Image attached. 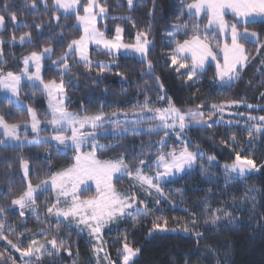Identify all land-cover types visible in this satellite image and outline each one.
I'll use <instances>...</instances> for the list:
<instances>
[{
	"label": "snow or ice",
	"instance_id": "6c2138e0",
	"mask_svg": "<svg viewBox=\"0 0 264 264\" xmlns=\"http://www.w3.org/2000/svg\"><path fill=\"white\" fill-rule=\"evenodd\" d=\"M37 3L44 4L45 8L48 7L47 0H30V9L36 10ZM178 3L181 10L180 17L187 15L191 23L174 25L172 31L165 29L164 35L168 39L169 46L175 45L168 57L170 67L174 68L178 76L186 74L185 82L192 84L200 80L214 64L215 73L212 79L216 82V86L232 87L242 78V72L253 59L245 45L255 43L257 52L264 50V41L260 39L261 33L249 28V25L253 24L264 26V0H178ZM127 4L129 10H132L136 6V0H127ZM81 5L83 14H81ZM52 7L60 14L51 18L56 21L55 26L61 27V15L65 19L74 15L75 23L65 24L63 27H70L80 35L69 40L62 54L55 59H52L55 49L51 45L24 55L21 61L22 67L18 72L5 71L8 62L4 58L3 48L0 47V103L7 102L20 109L26 107L27 113V118L16 122H9L5 118L6 115L12 114L11 111L0 114V146L12 149H22L25 146H49L44 149L46 152L44 158L48 161V167L42 171L50 175L46 179H40L36 184H33L29 178L31 171L29 161L21 158L20 167L23 170L22 179L26 181V188L12 198L11 205L12 210L18 207L21 217H24L26 212H30L39 219L41 214L40 205L37 204L39 195L46 192L53 193L52 202L50 204L45 202V218L56 219L55 232L52 238L48 239L47 230L39 229L38 234L45 237L44 241L31 239L26 247H21L23 234L17 235L16 242H13L4 234V230L8 227L6 221L0 219V241H6L4 249L0 251V264H17L15 253H19V264H42L45 256L58 258L62 251L72 256L71 245L60 238L62 223L69 229L74 227L78 236L86 234L96 264H135V258L140 254L141 248L134 247L128 242V229L126 228L115 241L121 243V247L116 250L118 257L116 260H113L107 251L108 242L103 238L105 229L110 231V225L129 218L132 221V228H137L142 220L152 213L147 198L155 192V205H160L161 197H164L161 185L188 174L197 166V161H203L205 158L208 167L201 162L199 169L201 175H206L216 157L206 155L200 150L199 145L195 146V150H190L191 140L185 135L186 131L193 126L211 129L222 124L231 128L238 124V121L231 119L226 121L225 112L231 107H238L246 102L225 99L210 105L178 107L173 98L167 95L161 77L154 75L153 61L149 58L154 44L149 38L152 31L151 24L145 29L138 30L133 42H125L124 27L117 23L109 37L108 25H104L103 28L98 27V20L132 21V17H109L107 6L101 4L100 0H87V3H83V0H52ZM155 10V0H153L152 8L147 13L149 19L154 16ZM6 15L10 17L14 26L20 25L16 12L9 11L6 2L0 14V30L4 28ZM202 21L206 22L202 25ZM132 26L135 28V21L132 22ZM35 28L37 38L43 36L42 25L36 24ZM53 34L58 35L59 42L63 44L65 39L63 32ZM181 34L185 38L177 39ZM18 42L21 46L27 44L36 47L31 32L22 33ZM4 43L5 41L0 39V45ZM7 43L16 44L17 37L13 35ZM90 45H95L97 51L112 59L107 63L93 60L89 52ZM120 55L135 58L139 63L146 65L140 76L150 78L145 82L146 85L154 78L158 91L157 102L167 101V105L154 106L151 95L145 89L144 100L141 102L137 99V103L128 111L91 113L84 110L83 105L80 112L71 111L68 107L70 97L67 89L72 84L70 77L72 69L75 67L78 71L79 66H82L87 75L96 69L97 74L93 83L99 84L113 66L119 67L116 59ZM69 57L73 58L72 63L69 62ZM45 60H51V65L59 73L58 78L45 80L42 75ZM261 64L264 65V61H261ZM257 70L264 73V68ZM116 75L120 76L122 81L131 83L122 73L117 72ZM65 76L70 78L65 80ZM25 85L33 89V95L39 92L46 98L44 119H41V114L36 108L23 104L21 94ZM139 95L138 92L137 96ZM260 98L264 99V92L260 93ZM204 107L210 110L205 113ZM246 107L264 111V106L261 105L246 104ZM229 115L241 114L229 113ZM247 121L248 123L242 127L247 130L249 144L241 145L240 151L235 152V158L221 165L226 186L243 182L250 174L259 171L254 159L242 155V152L252 144L254 134L257 136L264 134V115L256 117L249 114ZM108 124L113 126L110 132L105 130ZM122 124L133 126L122 127ZM140 125L147 126L141 128ZM29 128L31 136H29ZM49 132L48 135H42ZM160 132H163V135L159 140H149L147 144L142 142L139 152H135V149L130 152L125 148L117 155L101 158L104 152L120 145L101 143L99 137L112 136L121 139L129 135L151 136ZM173 136L175 139L170 146L168 141ZM221 143L234 148L235 134L229 140H222ZM49 148L63 155L72 152L73 162L67 167L52 171V162L48 159L51 156ZM153 156L155 159H152ZM11 167L12 165L9 164V168ZM145 169H154V171L148 173ZM125 177L131 181L127 192L116 187V184ZM92 184L95 185L94 193L85 196L84 193L90 191ZM256 191L255 187L248 188L240 198L241 202L255 200L256 197L252 193ZM141 192L144 193V199L140 198ZM201 203L204 206L205 227L211 226L219 231L235 224L237 218L232 216L231 211L224 207L211 208L208 200H203ZM8 210V205L0 206V214ZM199 219L200 217L193 213L189 221L182 225L178 222L176 227L172 228L169 227L166 216H154L151 227L147 229V237L157 233L182 230L184 233H194L199 240L203 237L202 232L196 231ZM14 232L13 229L9 234ZM224 243L228 245L227 250L230 251L231 244L228 241ZM209 249L216 252L211 246ZM76 255L77 257L79 255L78 249ZM72 264H77V260L73 259ZM217 264H224V261L218 259Z\"/></svg>",
	"mask_w": 264,
	"mask_h": 264
},
{
	"label": "trees",
	"instance_id": "16d2710c",
	"mask_svg": "<svg viewBox=\"0 0 264 264\" xmlns=\"http://www.w3.org/2000/svg\"><path fill=\"white\" fill-rule=\"evenodd\" d=\"M9 5V11H15L20 25L14 26L10 17L6 15L3 30H0V39L5 41L0 47L3 48L4 58L8 64L5 71H19L22 67V58L31 51H39L41 48L51 45L55 49L52 59L61 55L67 46V42L71 39L78 38L80 33L73 31L70 27L64 28L63 25H71L75 23V16L72 15L65 19L61 15L60 25L56 27V21L51 19L54 15H60L55 12L52 7V0H47L48 7L44 4L37 3L36 10L29 7L30 0H0V14H2L3 5ZM87 3V0H83ZM100 3L108 8V15L111 16H131L132 21H113L111 19L98 23V27L103 28L108 25L109 37L115 29V25L119 23L121 27L126 29L124 34L125 42H133L135 34L140 29H145L151 24L152 31L150 39L154 41L149 58L153 61L154 75H159L167 91V95L171 96L178 107L195 106L198 104L210 105L225 99L244 100L246 103L264 106V99L260 98V93L264 92V73L258 71V68H264L261 61H264V50L257 52L255 43H247L245 46L249 54L253 57L246 69L242 72V78L233 84L232 87H218L212 77L215 73L214 65L195 83L188 84L185 82L186 74L178 76L174 68L170 67L168 59L171 47L168 39L165 37V29L172 31L174 25H183L185 22L191 23L187 15L180 17V7L178 0H155V14L149 19L147 13L152 8L153 0H137L136 6L129 10L126 0H100ZM81 14L82 5H81ZM51 20V23H50ZM135 21V28L132 22ZM206 21H202L203 23ZM36 24H41L44 30L43 36L37 38ZM250 30L261 33L260 39L264 41V26L260 24L249 25ZM24 32H31L36 47L27 44L21 46L18 38ZM63 32L64 42H59V34ZM17 37V43L10 45L7 43L11 37ZM183 34L177 39L183 40ZM90 55L93 60L108 62L111 57L105 56L96 49H90ZM73 58L69 57L72 63ZM167 61V62H166ZM43 76L45 80L59 76V73L51 65V60L44 61ZM116 64L107 72L102 82L94 84L96 77V69H93L90 75L85 74L82 66L79 70L74 67L70 74L72 84L68 87V95L70 101L68 107L71 111L80 112L81 106L88 112L95 113L103 111L111 113L114 111H128L139 101L144 100L143 91L146 89L151 95L154 106L163 107L167 105V101L163 103L157 102L158 91L155 87L154 78L150 84L146 85V81L150 78L141 77L140 73L146 65L138 62L132 57L118 56ZM122 73L128 77L131 83L122 81L121 77L116 73ZM65 76V80L70 78ZM107 89V92H105ZM140 93L139 97L137 96ZM21 100L27 105H31L41 114L47 107L46 98L39 92L33 95V89L24 86L22 89ZM208 107H204L203 111L207 113ZM236 111H250L257 115H264V111L260 109L248 110L241 107H235ZM11 111V115H6L9 122H16L22 118H27L26 107L24 109L17 108L13 104L7 102L0 103V114ZM235 134L236 144L226 146L221 143L222 140H229ZM163 132L154 135H137L127 136L121 139L115 137H105L104 144L120 145V147H112L104 152L101 158L110 157L119 154L125 148L140 151L141 143L147 144L149 140L157 141ZM186 136L190 138V148L199 145L206 155H214L216 157L213 166L209 168L206 175H201L199 164L202 162L208 167L207 159L199 161L198 166L188 174L178 179L172 180L167 184H162V189L167 199L161 200L160 205H155V199L149 200V208L152 213L135 229L132 228L131 218L120 221L116 230L105 233L104 240L108 242L107 251L113 260L118 259L116 250L121 247V243L112 242L113 236H121L125 229L129 231L128 242L134 247H140L141 252L135 258V264H217V260L224 261V264H264V134L253 136V142L242 152V155L250 156L257 164L259 171L250 174L243 182L231 183L225 185L223 169L221 165L225 162H231L235 158V152L240 151L241 145H248L249 138L247 130L239 125L228 128L226 125H220L211 129H201L193 126L186 131ZM175 137L168 141L171 146ZM49 146H25L22 149H12L0 147V206H11V200L19 195L26 188V181L22 179V169L20 167L21 158L29 161L30 176L33 184L39 182L40 179H46L50 173H45L42 169L48 167V161L45 160V148ZM51 156L48 157L52 162V171L59 168L67 167L72 161V152L67 155L57 153L54 149L49 148ZM130 159V157H129ZM152 159H155L153 156ZM9 164L12 165L9 168ZM152 169H145L149 172ZM130 181L125 177L117 184L120 190L125 191ZM125 184V185H124ZM122 185L124 187L122 188ZM255 187L256 192L252 193L255 200H247L241 202V197L245 191ZM182 190V191H178ZM89 196V195H88ZM235 197V202H234ZM54 199L51 192L42 193L37 199L40 205L39 219L33 213L27 212L21 217L18 212L8 210L0 214V219H4L8 227L4 230V234L9 236L13 242H16V236L23 234V243L21 247H26L31 239H39L44 241L45 237L38 234L39 229H46L48 239L52 238L55 232L56 219L49 218L46 220L45 202L51 203ZM208 200L211 208L224 207L232 212V216L236 219L234 225L223 228L219 231L214 230L211 226H204L203 204L201 201ZM155 205V208H154ZM187 209V211H185ZM197 214L200 219L197 223L196 231L202 232L203 237L196 239L194 233H184L182 230L177 232L157 233L152 237H147V229L151 227V220L154 216L164 215L169 220V227H176L179 222L181 225L191 219L192 214ZM175 218V219H174ZM15 230L13 234H9L11 230ZM36 234V235H33ZM60 238L65 239L71 245L72 256L67 252H61V255L43 258L42 264H72L73 259L77 260V264H95L94 257L91 255V245L88 243L86 234L77 235V230L73 227L69 229L65 224L60 225ZM231 249L228 251V245ZM6 241H0V251L4 249ZM215 249L213 252L209 249ZM77 249L79 255L77 257ZM218 253V254H217ZM17 256V264H19V254Z\"/></svg>",
	"mask_w": 264,
	"mask_h": 264
},
{
	"label": "rangeland",
	"instance_id": "374dc122",
	"mask_svg": "<svg viewBox=\"0 0 264 264\" xmlns=\"http://www.w3.org/2000/svg\"><path fill=\"white\" fill-rule=\"evenodd\" d=\"M137 1V0H136ZM126 2H127V0H126ZM128 5V4H127ZM109 16V15H108ZM102 21H104V20H98V23L99 22H102ZM90 49H96V47H95V45H90V47H89V51H90ZM45 64V63H44ZM44 69V68H43ZM42 74H43V70H42ZM23 104L26 106V104L23 102ZM164 107V106H163ZM194 107V106H193ZM238 107H241V108H244V109H248V110H253V109H257V108H253V109H249V108H247L246 107V104H240ZM233 108H235V107H231V108H229V109H227V111L225 112V115H224V119L227 121V120H229V119H231V120H233V121H238V124H236V125H239V126H243L244 124H246V123H248V121H247V116L249 115V114H251V115H253V116H256V117H259L260 115H257V114H254V113H251L250 111H245V110H242V111H236V110H233ZM210 110V109H209ZM208 110V111H209ZM207 112V111H206ZM104 113H106V112H104ZM229 113H240L241 115L240 116H236V115H229ZM213 119H216V117H213ZM122 127H132L133 125H130V124H122L121 125ZM147 125H140L139 127H141V128H144V127H146ZM112 125L111 124H108V125H106V127H105V130L106 131H111L112 130ZM28 132H29V136H31V130H30V128L28 129ZM48 134H50V132L49 133H42V135H48ZM185 135H186V133H185ZM105 137H111V136H103V137H99V140H100V142L101 143H104L103 142V140L102 139H104ZM175 137V136H174ZM1 147V146H0ZM190 150H195V148L193 149V148H190ZM74 155V154H73ZM106 158H108V157H106ZM198 163H199V161H197V166H198ZM196 166V167H197ZM195 167V168H196ZM194 168V169H195ZM154 171V169H152V170H150L148 173H151V172H153ZM22 175H23V170H22ZM127 178V177H126ZM128 179V178H127ZM173 180H175V179H173ZM91 183V182H90ZM130 183H131V181H130ZM130 183L129 184H127L128 186H127V188H126V192L129 190V185H130ZM125 185V184H124ZM124 185H122V188L124 187ZM162 186V185H161ZM116 187L118 188V189H121L120 188V185H118V184H116ZM94 191H95V185L94 184H92L91 185V189H90V191H88V192H86V193H84V195L85 196H88V195H92L93 193H94ZM53 194V193H52ZM139 195H140V198H142V199H144L145 198V196H144V193H139ZM53 197H54V195H53ZM164 197H165V195H164ZM164 197H161V200H165V198ZM156 198V193L155 192H153V194H152V196L151 197H148L147 199L148 200H151V199H155ZM9 209L10 210H12V205L9 207ZM12 211H15V212H18L19 213V209H18V207L17 208H15V210H12ZM27 213V212H26ZM54 218V217H53ZM118 224H119V222H117V223H115V224H112V225H110V231H114V230H116V228H117V226H118ZM108 229H105V231H104V236H105V233H108V232H110ZM104 236H103V238H104ZM114 238H112V242H114L115 243V241H116V239H117V236L115 235V236H113ZM17 254H19V253H17ZM137 258V257H136ZM94 261H95V258H94ZM95 264H96V261H95Z\"/></svg>",
	"mask_w": 264,
	"mask_h": 264
},
{
	"label": "crops",
	"instance_id": "0c3cea01",
	"mask_svg": "<svg viewBox=\"0 0 264 264\" xmlns=\"http://www.w3.org/2000/svg\"><path fill=\"white\" fill-rule=\"evenodd\" d=\"M214 65V64H213Z\"/></svg>",
	"mask_w": 264,
	"mask_h": 264
}]
</instances>
